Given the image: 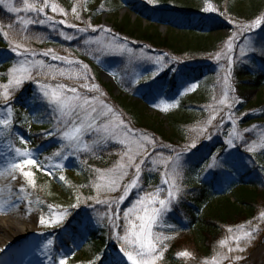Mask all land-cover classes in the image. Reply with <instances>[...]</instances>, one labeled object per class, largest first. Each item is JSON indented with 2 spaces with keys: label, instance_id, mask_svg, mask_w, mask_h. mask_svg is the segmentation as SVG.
Segmentation results:
<instances>
[{
  "label": "rangeland",
  "instance_id": "1",
  "mask_svg": "<svg viewBox=\"0 0 264 264\" xmlns=\"http://www.w3.org/2000/svg\"><path fill=\"white\" fill-rule=\"evenodd\" d=\"M66 1L61 4L58 0H47L45 5L44 0H28V4H34L35 8L18 13H11L0 5L10 16L12 27L7 28L8 37L11 31L20 30L21 35H28L23 41L31 38L38 43V46L20 44L21 47L16 49L17 43L7 42L6 47H0V59H10L6 61L7 69L0 74V119L9 120L6 127L0 125V157L3 165L0 172H4V175H0V181L2 178L10 181L7 188L0 183V203L7 201V189L14 193L15 198H18L16 206L26 209L23 215L26 223L24 226L16 224V227L31 233V237L14 250L6 251L7 254L1 253L0 264H8L13 259L15 261V256H21L17 264H60L62 259L65 264H91L92 259L86 256V247L78 251L71 246L74 256L71 253L64 257L65 253L61 251L56 260L52 258L56 231L62 230L75 215L85 217L96 225L116 229L118 232L111 236V245L127 264H131L125 255V250H130V246L125 244L123 237L131 231V223L140 224L136 215L143 216L145 208L150 214L153 208L159 210L152 227L153 239L160 238L155 253L158 257L155 264H159L160 244L166 239L167 216L174 208L179 179L188 166H193L191 154L203 149L204 143L209 145V154L196 168L197 177L206 180L213 174L219 176L223 172L222 165L233 156L241 159L244 167H250V156L264 152L263 112L252 105H257L255 102L259 97L264 99V91L249 90L239 94L230 80L237 69L245 66L255 70L256 60L264 61V23L248 27L256 19L230 15L223 9L224 2L229 3V0L221 3L218 0H133L137 3V6L134 3L136 8H143V11H178L192 16L204 15L214 20L224 19L227 27L211 35L218 39L217 52L212 54L210 63L201 64L193 55H167L140 46L111 31V25L120 21L128 25L140 22L146 28L151 26L150 21L144 18L138 21L126 0ZM236 2L239 3V0ZM12 3L21 9L25 7L23 0H12ZM53 5L56 11L52 10ZM205 8L210 10L205 11ZM259 18H264V10ZM25 20L31 23H23ZM157 29L162 36L172 33L165 25H159ZM3 33V38H6ZM229 41L231 48L228 46ZM56 45L60 48L55 49ZM54 56L56 59H53ZM21 63L32 66V78L23 80L19 85L14 82L10 84V70ZM41 63L43 68L39 67ZM205 64H210L211 69L202 71V76L197 80L191 81L182 75L184 69ZM173 77L178 87L175 92H171L169 83ZM159 78H163V81H159ZM41 85L47 88L42 89ZM57 85H64L66 89L75 88V95L86 97L91 102L86 107L89 110L92 107L96 109L92 113L95 128L107 124L120 131L123 126L119 122L123 121V125L131 131L124 130L117 137L94 143L105 134L88 129L83 132L79 145L75 141L70 144L63 138L67 127L59 111L44 95L45 90L50 92ZM5 86L9 93L7 100L3 97ZM66 89L64 95H74ZM159 91L160 94L152 101L145 102L150 115L162 117L201 93L208 100L205 107L201 104L196 111L199 118L194 123L196 126L178 143L166 141L151 129L134 126L114 100L124 93L129 94L134 101L143 102L140 92L151 97L150 93ZM19 100H22L21 106ZM75 102L82 103V99ZM105 105L113 112H107ZM29 131L36 132L40 142L34 144L25 140L23 134L26 136ZM15 137L17 140L14 142ZM142 137H147V140ZM44 139L49 142L40 145ZM121 140L125 142L121 143ZM220 145L223 146L221 152L215 153ZM51 146L57 147V150L48 154ZM17 149L30 152L32 158L38 161L35 166H24L23 171L32 173L31 169L38 168L47 175V182L43 180L37 183L33 177L34 184L30 183L19 168L5 171L13 162L20 163L25 159L18 155ZM129 155L141 171L137 186L129 191L122 202H118L124 186L137 175L135 167L129 166ZM97 157H107L113 164L107 169L91 168L88 161ZM121 172L127 175L119 181L117 190L109 191L108 181ZM145 179L150 183L147 186L143 185ZM165 179L168 183H164ZM97 185L101 187L97 189ZM169 191L173 193L171 197ZM157 192L154 202L149 203L146 194ZM141 198H145V203L137 204ZM159 200L166 201L163 208ZM16 206L8 204L5 211H0V223ZM134 206V211L125 218L124 213ZM42 217L44 224L40 223ZM252 229L246 232L239 230L223 242L221 263L213 260L205 264H264V236L257 247L249 250L252 238L249 239L245 234H252L256 230ZM12 236H15L14 232L4 236L0 248L12 243ZM237 242H240L239 247L243 251L237 250Z\"/></svg>",
  "mask_w": 264,
  "mask_h": 264
},
{
  "label": "trees",
  "instance_id": "2",
  "mask_svg": "<svg viewBox=\"0 0 264 264\" xmlns=\"http://www.w3.org/2000/svg\"><path fill=\"white\" fill-rule=\"evenodd\" d=\"M58 1L61 4L67 2L66 0ZM126 1L131 7L129 9L136 13L138 21L145 18L150 21L151 26L146 28L140 22L128 25L120 21L111 25V31L140 46L144 45L156 51L165 52L167 55L178 57L193 55L194 59L201 64L210 63L212 54L217 52L218 46V39L211 35L227 27L224 19L214 20L204 15L192 16L190 13L178 11L151 13L143 11V8H136L137 3L133 0ZM229 1V3L224 2L223 9L238 18L254 20L261 17L264 10V0H239V3L236 2L238 0ZM218 2L221 3L223 0ZM236 3L238 5H235ZM9 17L7 12L0 8V30H2L0 31V47H6L7 42L38 46V43L31 38L23 41L28 35H21L20 30H13L9 37L3 38L2 33L7 32L11 24ZM159 25H165L172 33L162 36L157 29ZM54 48H60V46L56 45ZM9 60L0 59V74L7 69L6 61L9 62ZM255 65L257 66L255 70L243 66L234 71L230 80L234 82L239 94H245L249 90L262 91L263 89L264 91V61L256 60ZM93 66L96 67L94 63ZM210 69V64L198 65L197 68L184 69L182 75L194 81L202 76V71ZM159 81H163V78ZM169 83L171 92H175L178 89L176 79L173 77ZM150 94L151 97L140 92L143 102L134 101L129 94L124 95V93L116 96L114 100L134 126L151 129L157 136L174 143L182 141L191 128L196 126L194 123L199 120L196 111L201 104L205 107L208 102L206 95L201 93L195 96L196 98L182 103L178 109L165 113L161 117L150 115L146 110L145 102L152 101L160 94V91ZM19 102L21 106L22 100ZM255 103L257 105L253 103L252 105L262 111L264 117V99L259 97ZM23 136L25 140L34 144L40 142L37 140L36 132L29 131V134L26 136L23 134ZM15 140L17 137L14 138V142ZM204 145L205 149H200L192 155L193 166H188L179 179L174 208L167 216L168 227L164 232L166 239L160 244L159 264H205L213 260L221 263L223 242L228 241L236 232L252 231L254 230L252 228H256L251 235L249 246L251 250L256 247L264 230V218H262L264 152L250 156L252 161L250 167H244L241 159L233 156L229 162L222 165L223 172L219 176L213 174L206 180H202L197 177L196 168L199 162L205 160V156L209 154V151L207 152L209 145L205 143ZM222 148L223 146H218L215 153H220ZM56 150L57 147L51 146L48 154L55 153ZM112 164L107 157H97L88 161L91 168L98 169H107ZM243 168L244 170L241 171ZM30 171L37 183L43 180L48 181L47 175L40 169L33 168ZM149 184V181L145 179L143 185ZM229 229L232 231L230 232ZM58 232L53 246L54 259L61 251L65 253L64 257L71 253L74 256L75 252L71 250V246H74L78 251L83 247L87 248L86 256L92 259L91 264H127L111 245V236L118 232L114 228L102 227L85 217L75 215ZM238 243L240 245V242ZM181 252H190L191 255L183 257L180 255Z\"/></svg>",
  "mask_w": 264,
  "mask_h": 264
},
{
  "label": "snow or ice",
  "instance_id": "3",
  "mask_svg": "<svg viewBox=\"0 0 264 264\" xmlns=\"http://www.w3.org/2000/svg\"><path fill=\"white\" fill-rule=\"evenodd\" d=\"M45 5L47 4V0H44ZM23 3L25 5L24 9H21L20 7L14 6L12 3V0H0V5H3L9 12L11 13H18L20 11H26L29 8H35V5H29L28 0H23ZM52 10L56 11V6H52ZM205 11H209V8H205ZM43 11V9H41ZM75 12V8L73 9ZM23 23H31V21H23ZM61 23H64V21H61ZM262 23H264V18L256 19L252 25H249L248 27L253 26H260ZM12 25H9V28H11ZM2 31V30H0ZM5 37H8V33H3ZM229 48H231V41H229ZM16 49H19L21 47L20 44H16ZM25 51H28L25 49ZM18 55L21 53L17 52ZM48 53H44V55H47ZM53 59H56L54 56ZM40 68H43L42 63L39 65ZM43 74V73H41ZM10 76L12 79L9 81V83H15L17 85L21 84L23 80L32 78V66L26 65L25 63H21L18 67L14 66L10 70ZM55 78V77H53ZM83 87H87L85 85H82ZM42 89H46V85L40 86ZM195 87V86H193ZM66 89V86L64 85H57L55 89H52L50 92L48 90L44 91V95L49 98V103L56 106V109L59 111V114L61 118L63 119V123L66 125L67 130L63 132V138L68 140L71 144V142L75 141L77 145H79L83 132L87 131L88 129H93L97 133H100L101 131L105 134L102 137H99V139L95 140L94 143H99L100 140H107L108 138H114L119 135H121L124 130L131 131L130 129H127L126 125H123V121H120V125L123 127L120 131H117L113 128H110L107 124L103 125L102 128H95L94 120L95 118L92 116V113L96 111L94 107H92L90 110L86 107L90 105V101L85 97L81 98L79 95H75L77 90L75 88H69L66 89L67 91L72 92L74 95L72 96H66L64 95V91ZM8 91L5 86V91L3 93V97L5 100L8 99ZM227 98V97H225ZM82 99V103H76L75 101H80ZM221 103H224V101H221ZM107 108V112L112 113L113 110L108 107L107 105L104 106ZM9 116L11 115V110L9 109ZM9 123L8 119H0V125L7 126ZM142 139L147 140V137H142ZM23 142V141H22ZM121 143H124L125 141L121 140ZM151 143V141H149ZM194 146V145H193ZM87 147V145H85ZM250 151L252 148L249 149ZM132 149L129 148V152H131ZM17 153L19 156L25 157V159L20 162L16 163L13 162L9 169L5 171H11L13 169L19 168L21 170V174L28 179L30 183L34 184L33 180V174L28 171H23L24 166H35L38 164V161L32 158V154L28 151H21L17 149ZM129 166L135 167L136 172V178H134L129 184L124 186V192L123 195H121L118 198V202H122L128 195L129 191L132 188H135L138 183L139 179V173L141 171L139 165H135L133 161V157L129 155ZM140 163H143L141 161ZM0 175H4V172H0ZM127 175L126 172H121L118 176L111 178L108 181V190L109 191H115L118 188L119 181L123 178V176ZM61 180L64 179V177H60ZM101 179H103V176H101ZM164 183H168V180L165 179ZM101 186L97 185V189H99ZM23 191V189H20ZM169 197L173 195L171 191L168 193ZM158 196L157 193H149L146 194V198L148 199L149 203L154 202L155 197ZM10 202H3L0 203V211H5L6 207ZM145 198H141L137 201V204H144ZM159 204L161 205V208H163L166 205V201L159 200ZM134 208H130L127 212L124 213V217L128 218L129 213H132L134 211ZM158 209L153 208L151 210V214L149 213L148 209H144V215H136V219L140 221V224L137 226L135 223H131V231L127 233L123 240L126 245L130 246V250H125V255L127 256L128 260L131 261V264H155L156 259L158 258L155 253L157 252V244L160 243V238L156 237L155 240L153 239L152 234V227L156 223V219L158 216ZM262 218H264V213H262ZM52 221H50L51 223ZM58 222V220L56 221ZM41 224L45 223L44 218L42 217L40 220ZM231 232L232 230L229 229ZM249 239L251 238V232H248L245 234ZM237 241H239V238H237ZM237 250L243 251V248L239 247V243L237 242ZM231 251V249H230ZM181 256L183 257H189L190 254L188 252H181ZM60 264H65V261L62 259L60 261Z\"/></svg>",
  "mask_w": 264,
  "mask_h": 264
},
{
  "label": "bare ground",
  "instance_id": "4",
  "mask_svg": "<svg viewBox=\"0 0 264 264\" xmlns=\"http://www.w3.org/2000/svg\"><path fill=\"white\" fill-rule=\"evenodd\" d=\"M195 153H192L191 155H193ZM2 159L0 157V170L3 167V165H1L2 163ZM7 178H2V180L0 181V183H3V187L7 188V186L9 185L10 181H6ZM6 196H7V202L9 206H16V201H18V198H15V194L14 193H10V191L7 189L6 192ZM6 202V201H5ZM26 213V209L22 206H16V208L14 209V211L7 215V217L3 218L1 223H0V244L1 242H3V237L6 235H11V232H14L15 236H12L13 241L12 243H7L2 245V248H0V254L1 253H6V251H11L14 250V248H16L17 246L21 245V243H24L23 241L29 239L31 237V233L30 231H28L27 229H23L20 230L18 227H16V224H22V226H24V224L26 223L23 215ZM264 236V230L262 232V235ZM261 238V237H260ZM260 239L256 245V247L260 244ZM26 250V249H25ZM7 254V253H6ZM15 261L14 259L12 261H8V264H17L18 262H20L21 260V256H15ZM36 260L38 261V258L36 257ZM39 262V261H38ZM34 262H31V264H33Z\"/></svg>",
  "mask_w": 264,
  "mask_h": 264
}]
</instances>
